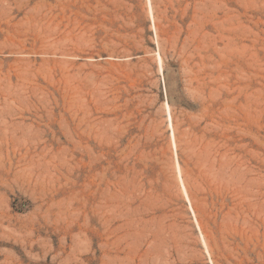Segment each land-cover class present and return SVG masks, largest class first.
Instances as JSON below:
<instances>
[{
	"label": "rangeland",
	"instance_id": "rangeland-1",
	"mask_svg": "<svg viewBox=\"0 0 264 264\" xmlns=\"http://www.w3.org/2000/svg\"><path fill=\"white\" fill-rule=\"evenodd\" d=\"M150 4L0 0V264H264V0Z\"/></svg>",
	"mask_w": 264,
	"mask_h": 264
},
{
	"label": "bare ground",
	"instance_id": "bare-ground-1",
	"mask_svg": "<svg viewBox=\"0 0 264 264\" xmlns=\"http://www.w3.org/2000/svg\"><path fill=\"white\" fill-rule=\"evenodd\" d=\"M149 1V7H150V15H151V21H152V27H153V30H154V33H155V27H154V23H153V15H152V9H151V4H150V0H148ZM160 59V58H159ZM161 60V59H160ZM159 65H160V69H161V61L159 62ZM162 70V69H161ZM164 84V83H163ZM165 90V89H164ZM166 108H167V117H168V122H169V126L171 127V133H170V136H171V140H172V146L174 147L173 149H175V139H174V132H173V129H172V124H171V116H170V112H169V106H168V103H166ZM178 166V165H177ZM178 169V171H177V173H178V177L180 178L179 180L181 181V172H180V169H179V167L177 168ZM181 186H182V190H183V192H184V195H185V198H186V201L190 204V201H189V198H188V196H187V193H186V189H185V187H184V185H183V183H182V181H181ZM189 209H190V211H191V213H192V216L194 217V220H195V224H196V226H197V229L199 230V226L197 225V222H196V219H195V215H194V212H193V209L191 208V206H189ZM200 232V231H199ZM202 238V237H201ZM205 244V243H204ZM204 244H203V246H204ZM205 247V246H204ZM207 250V249H206ZM210 263H211V261H210ZM212 264V263H211Z\"/></svg>",
	"mask_w": 264,
	"mask_h": 264
}]
</instances>
